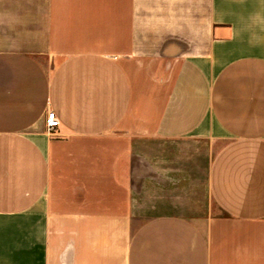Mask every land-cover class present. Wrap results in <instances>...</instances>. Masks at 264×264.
Returning a JSON list of instances; mask_svg holds the SVG:
<instances>
[{"label": "crops", "instance_id": "0c3cea01", "mask_svg": "<svg viewBox=\"0 0 264 264\" xmlns=\"http://www.w3.org/2000/svg\"><path fill=\"white\" fill-rule=\"evenodd\" d=\"M0 264H264V0H0Z\"/></svg>", "mask_w": 264, "mask_h": 264}, {"label": "built area", "instance_id": "2783aa9c", "mask_svg": "<svg viewBox=\"0 0 264 264\" xmlns=\"http://www.w3.org/2000/svg\"><path fill=\"white\" fill-rule=\"evenodd\" d=\"M59 120L53 110H48L46 112V126L47 130L51 131L57 127Z\"/></svg>", "mask_w": 264, "mask_h": 264}]
</instances>
